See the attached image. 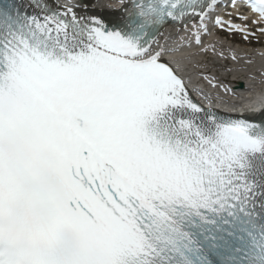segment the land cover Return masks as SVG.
<instances>
[{
  "label": "snow or ice",
  "instance_id": "6c2138e0",
  "mask_svg": "<svg viewBox=\"0 0 264 264\" xmlns=\"http://www.w3.org/2000/svg\"><path fill=\"white\" fill-rule=\"evenodd\" d=\"M117 2L0 0V264H264V113L156 39L228 59L202 37L259 43L264 0Z\"/></svg>",
  "mask_w": 264,
  "mask_h": 264
},
{
  "label": "bare ground",
  "instance_id": "6f19581e",
  "mask_svg": "<svg viewBox=\"0 0 264 264\" xmlns=\"http://www.w3.org/2000/svg\"><path fill=\"white\" fill-rule=\"evenodd\" d=\"M73 0H68V4H72ZM94 6V10L96 11H103L105 10V6L103 5L102 2H97L95 4H93ZM180 42H182L177 36H175L172 32H166L165 34H163V36L161 38H159L158 43L160 45H164L166 48L167 47H171V46H176L179 45ZM225 53H230L227 50H222ZM238 60H240V63L244 62V59L240 56H238ZM249 62H251L250 66H255V67H261L263 73H264V57L261 56L260 51L257 52H250L249 53ZM234 88L237 90L242 89V86L240 84H234Z\"/></svg>",
  "mask_w": 264,
  "mask_h": 264
}]
</instances>
